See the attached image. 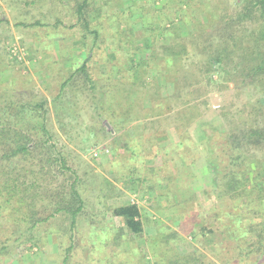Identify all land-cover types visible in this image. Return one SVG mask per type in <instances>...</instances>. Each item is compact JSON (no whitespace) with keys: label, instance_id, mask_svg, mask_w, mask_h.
<instances>
[{"label":"rangeland","instance_id":"374dc122","mask_svg":"<svg viewBox=\"0 0 264 264\" xmlns=\"http://www.w3.org/2000/svg\"><path fill=\"white\" fill-rule=\"evenodd\" d=\"M77 1L0 0V104L5 106L0 110V121L10 118V127L29 134L39 145L36 154L43 148L44 155L51 154L54 166L50 177L44 178L51 182V188L66 186L73 179L72 171L84 181L81 188L88 213L82 214L76 225L81 246L74 255L79 264H97L101 259L113 263L128 250L125 242L122 251L115 247L106 253L96 247L95 257L90 260V247L99 246L93 243L98 241L91 234L93 230L118 231L121 225L109 206L139 205L145 232L134 246H142L150 262L146 237L156 234L159 228L179 233L184 241L173 244L181 252L203 248V242L196 243L192 238L188 224L180 225L179 216L187 214L185 210L178 211L175 203L165 197L159 199L156 194L160 189H148L150 183L128 181L135 169L161 166L163 160L172 173L190 164L177 177L176 198L197 193L201 209L218 205V211L249 212L220 194L213 172L208 169L209 151H201L189 139L185 149L173 146L187 136V129H191L189 137L195 140V123L205 121L207 128L217 130L215 154L221 162L226 160V136L243 137L251 128L264 124V76L245 81L234 69L235 64L221 69L210 62L217 40L213 28L224 16L238 15L243 1L92 0L86 10L88 30L76 20ZM142 7L151 12L148 18L143 16ZM259 8L253 10L252 20L244 25L248 39L264 22ZM36 22L45 26H36ZM239 61L236 57L237 68H241ZM83 64L88 67L87 74L76 71ZM133 68L141 69V73L129 74L127 70ZM70 75L60 93L62 82ZM155 89L158 94H153ZM148 93L155 98L154 104ZM12 102L17 107L28 106L29 111L19 115L11 112L12 116H8L5 108ZM38 104L43 107L35 110ZM42 113H46L48 133L40 125ZM177 126L182 127L181 131ZM154 134L157 137L149 140ZM242 146L246 155L256 160L264 182V144L243 142ZM162 148L164 151H159ZM34 157L23 161L38 162ZM62 161L70 171L62 168ZM38 209L43 211L41 203ZM70 225L67 215H58L31 232L36 245L21 244L10 255L0 256V264H60ZM245 225L246 222L233 224L226 218L214 226L218 230L214 243L222 249L218 258L230 260L243 236L238 227ZM23 228L0 210V236L7 231L5 236L10 233L13 238L21 236L25 240L29 234L21 235ZM254 260L249 264L264 262L263 255Z\"/></svg>","mask_w":264,"mask_h":264},{"label":"trees","instance_id":"16d2710c","mask_svg":"<svg viewBox=\"0 0 264 264\" xmlns=\"http://www.w3.org/2000/svg\"><path fill=\"white\" fill-rule=\"evenodd\" d=\"M91 1L92 0H78L76 5V20L83 23L86 30L89 28L86 10ZM242 1V9L238 15L233 17L224 16L222 22L213 28V35H215L214 37L215 39L217 38V40L216 44L213 45L215 48L213 47L214 51L210 56V62L212 66L216 65L221 69L222 67L235 64L234 69H237V73L240 74L243 80L256 81L264 76V22L259 29L254 30L255 32L251 34L250 39L247 38L249 36L244 25L252 20L253 10L259 7H261L259 11L262 12L264 20V0ZM253 6L256 7L254 8ZM145 8L146 7H142V9H140L143 16L147 15L148 18L151 12ZM160 9H164V7ZM125 11L130 14L132 13L130 10H124V12ZM158 13H160V11H158ZM170 21L171 23L173 22L172 20ZM35 25L45 26V24L41 22H36ZM95 38V43H98L99 35H96ZM204 49H207V47ZM236 57L240 59L237 63L240 64L239 66H241V68H237ZM87 68L86 64H83L76 71H82L87 74ZM133 69L130 71L127 70L128 73L131 75L141 73V69ZM71 75L62 82L60 93L64 91L66 85L69 83ZM140 76L141 74L137 75L138 78ZM133 84L137 83L134 82ZM158 93L156 89L155 92H153V94ZM147 95L150 98L151 104H154L155 98L152 99L149 93ZM13 103L15 102H12L5 108L8 116H12L11 112H17L16 115H19L23 114L24 111H29L28 106L17 107ZM38 105L39 106L35 107V110H39V108L41 109L43 107V104ZM4 107L5 106L0 104V110ZM40 119L42 130L48 133L46 127V113L40 114ZM11 124L10 118H7L6 122L2 121L0 123V210L7 212V216L13 221V224L19 226L23 224L24 228L21 230V235L25 236L29 234V237L27 236L25 240L21 239V236L13 238L14 234L9 233L8 236H5L7 231H2L3 236H0V256L10 255V253L14 252V249L21 244L31 243L30 245H36V242L33 243L35 236L31 232L39 226L48 223L58 215L64 214L71 219V225L70 234L67 239L68 244L63 246V259L60 264H79L78 259L74 255L76 254L75 251L77 248L81 246L77 242L76 225L79 217L82 214L88 213V210H86L87 201L81 188L85 183L84 181L82 182L77 172L72 171L73 173L70 179H73L66 184V186H61L59 189L51 188L49 185L51 182L44 181V178H46V176L48 178L50 177V170L54 166L55 160H52L50 153L43 154L44 148L36 154L35 151L38 150L39 145L31 140L29 134L19 132L16 127H10ZM206 124L205 121L199 122L198 125L195 123V132H193L195 140L192 136L191 138L189 137L192 135L190 132L191 129H187V132H185L187 136L181 137L179 143L173 146L185 149V142L189 139L194 145H199L201 151H209L208 169L213 172V180L220 194L232 203H238L235 207L242 206L248 209L249 212L245 209H243L241 214L235 212L232 214L221 210L218 211V205L209 210L201 209L200 197L197 193L190 194L189 197L180 196L176 198L179 194L177 189V177L182 174L183 167L189 166L190 164L177 168L175 170L177 175L175 176V173H172L166 165L168 162L163 160V165L161 166H144L143 170L140 168L135 169L133 171V178H131V174L128 182L141 185L150 183L148 186L150 190L159 188L160 192L156 194L157 197H159V199L165 197L166 201L175 203L178 211H180V209L185 210L184 212L187 214H180L179 216L181 221L180 225H182V223L188 224L189 230L192 231V238L196 243L203 242L205 246L201 249L195 248L192 251L181 252L173 244V242L176 241L177 244L178 242L184 241L182 240L183 238L179 236V233L174 230L168 232L166 230L167 228H159L156 234L146 237V245L148 246L149 256L151 257L150 262L146 259L147 254H144V248H142V246H134L136 239L142 238L145 232V218L139 205L126 204L109 206L108 209L111 211L113 218L119 220L121 225L117 227L118 231L109 230L105 232L102 229L96 230V228L93 230L91 234L98 237V241L93 243L99 246L90 245L91 249L88 251L90 260L95 257L94 255L97 252L96 247L106 251V253L109 248L112 250L115 249V247L122 251V243L124 242L128 244V250H125L121 260H115V262L112 263L110 260L101 259L97 264H230V260H234L233 262L236 264H249L255 261L254 258L259 255H263L264 258L263 172H261L257 166L258 164H255L256 160L246 155L242 146L243 142L246 145L253 146L264 144V124L251 128L243 137H239L235 134L226 136L224 146L227 151V153L225 152L226 160H221V162H219V158L215 154V134L217 130L213 127L207 128ZM183 127L185 131L186 126L184 125ZM176 129L179 132L182 127L177 126ZM182 134L183 133L180 132V136H182ZM219 135L222 136V134ZM154 137L156 138L157 135L154 134L150 136L149 140ZM152 146L154 148L156 147L155 145ZM164 149L165 148H162L159 151L163 152ZM166 149L168 148L166 147ZM32 155L35 156L34 159L38 160V162L26 163L23 161L25 158L28 160V157ZM38 167L39 170H36ZM62 168L69 171L71 170L65 167V162L63 161ZM42 175L45 177H43L41 181ZM132 189L134 190L135 188ZM107 192H111V188H109ZM108 196L111 197L112 195ZM40 203L43 207V211L38 209ZM226 218L230 219V222L233 224L237 225L242 223L244 225L246 222V225L244 227H238L243 235L240 238L241 244L235 247L230 260L227 259V262H224L222 258H218V253H221L222 249H220L221 246L214 243V239L218 232L217 228L214 226L224 222ZM226 225L227 227H233L231 224ZM226 225L223 227L226 228ZM215 245H217V247H214ZM102 247H105V249H102ZM91 263L93 264V262ZM260 264H264V262Z\"/></svg>","mask_w":264,"mask_h":264}]
</instances>
